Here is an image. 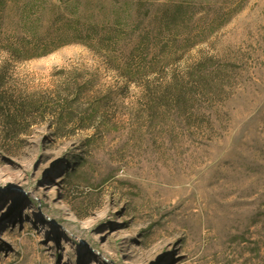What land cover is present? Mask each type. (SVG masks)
<instances>
[{"label": "rangeland", "instance_id": "rangeland-1", "mask_svg": "<svg viewBox=\"0 0 264 264\" xmlns=\"http://www.w3.org/2000/svg\"><path fill=\"white\" fill-rule=\"evenodd\" d=\"M0 264H264V0H0Z\"/></svg>", "mask_w": 264, "mask_h": 264}]
</instances>
